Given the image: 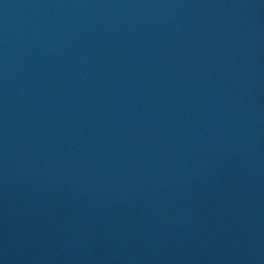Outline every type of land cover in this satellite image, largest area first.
<instances>
[{
    "label": "water",
    "instance_id": "water-1",
    "mask_svg": "<svg viewBox=\"0 0 264 264\" xmlns=\"http://www.w3.org/2000/svg\"><path fill=\"white\" fill-rule=\"evenodd\" d=\"M0 264H264V0H0Z\"/></svg>",
    "mask_w": 264,
    "mask_h": 264
}]
</instances>
